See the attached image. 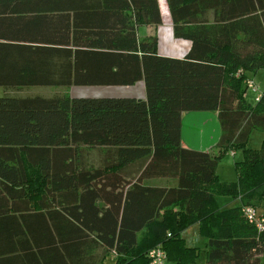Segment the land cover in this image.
<instances>
[{"label": "trees", "instance_id": "1", "mask_svg": "<svg viewBox=\"0 0 264 264\" xmlns=\"http://www.w3.org/2000/svg\"><path fill=\"white\" fill-rule=\"evenodd\" d=\"M164 1L173 38L189 43L181 58L137 37L160 24L157 0H0V87L144 90L0 96V264H149L157 245L196 264L179 237L192 225L204 264H264V236L240 213L264 200V90L250 109L243 89L245 73L264 69V0ZM191 112L215 113L216 155L181 145ZM252 130L259 149L243 150L234 184L220 182L219 154L244 149ZM85 150L101 152L97 167Z\"/></svg>", "mask_w": 264, "mask_h": 264}, {"label": "rangeland", "instance_id": "2", "mask_svg": "<svg viewBox=\"0 0 264 264\" xmlns=\"http://www.w3.org/2000/svg\"><path fill=\"white\" fill-rule=\"evenodd\" d=\"M161 8L162 15H166V5L164 0H158ZM245 76L252 80L258 89L257 91L261 93L264 90V69L257 70L256 72H247ZM71 88V89H70ZM70 88H61V87H31L28 88L29 90H19V91H9L5 93L0 92V96L3 94L8 95H15V96H42V97H49L53 95H69V96H98V95H118L120 93H116V91L110 90L109 88H100V87H70ZM244 89V88H243ZM255 93H251L248 90H244V105L250 109H254L255 102H254ZM192 114V113H188ZM187 128L186 132H183L187 136L186 142L190 144V146L197 148L199 146V142L197 137L195 136V129L198 126L197 121L187 119L185 121ZM214 130L210 129V133L213 134V142L215 144L217 137V131L219 129L218 123L213 122ZM217 134V136H216ZM262 134L256 130H252L248 136L247 143L244 149H236L232 151H224L219 154L217 159L216 168H215V175L220 182L223 183H232L234 184L236 180L235 170H234V163L240 162L243 159V150H258L262 141ZM213 146V145H212ZM189 149V148H187ZM193 150V149H190ZM213 149H211L212 151ZM214 154L216 155V149H214ZM200 151V150H195ZM231 152L234 155H231ZM101 159V152L97 150H85L83 153V160L86 165L97 167L100 163ZM159 181V180H157ZM153 182V184H163V182ZM171 184V183H168ZM37 196V195H36ZM36 196H34L36 198ZM218 207L221 210L225 209H232L239 206V202L237 200H231L229 198H218L216 199ZM258 212L264 214V200L260 202L258 207H255ZM185 246L197 248V260L196 264H204L205 256H204V240L199 238L196 231V225L189 226L185 230L180 233L179 236ZM254 258V257H253ZM113 257L109 255L103 261V264H113ZM164 264H174L173 262L169 261V259H165Z\"/></svg>", "mask_w": 264, "mask_h": 264}, {"label": "crops", "instance_id": "3", "mask_svg": "<svg viewBox=\"0 0 264 264\" xmlns=\"http://www.w3.org/2000/svg\"><path fill=\"white\" fill-rule=\"evenodd\" d=\"M157 2L159 6V13L161 19L160 24H158L157 26H148V25L140 26L137 29V33H136L137 37L143 38V37L155 35L157 39V54L159 56L170 57V58H181L188 50L189 43L183 40L173 38L171 33V23L168 13L166 12V15L163 16L162 15L163 13H161L162 11L160 8L159 1L157 0ZM0 58H2V55H0ZM28 88L31 87H22V88L0 87V92L5 93L9 91H19L26 89L29 90ZM100 88H109L110 90L116 91V93H120L118 95H111V96L108 95L105 97H130L136 99H144V90H143L142 82H137L132 86H126V87H100ZM103 96L104 95L88 96V97H103ZM191 113L192 114H188V113L182 114L180 119L181 145L185 148H189L193 150L210 151L211 146L214 144L213 142L214 136L213 134L210 133V129L214 130L213 122H216L215 113L213 112H191ZM187 119L197 121L198 123V126L195 129V136L197 137V140L199 142V146H197V148L190 146V144L186 142L187 136L185 134L183 135V132L184 133L186 132L187 125L185 121ZM217 134L219 135V129L217 131ZM214 151L215 150L213 149L212 153H214ZM157 182H163V184H155L156 186H165V187L174 186V182L172 181L159 180ZM2 264H7V263L3 262ZM17 264H23V263H17Z\"/></svg>", "mask_w": 264, "mask_h": 264}, {"label": "built area", "instance_id": "4", "mask_svg": "<svg viewBox=\"0 0 264 264\" xmlns=\"http://www.w3.org/2000/svg\"><path fill=\"white\" fill-rule=\"evenodd\" d=\"M244 90H248L251 93H255L254 102H257L259 99L260 93L257 91V87L250 79H245L243 81ZM231 155L233 153L231 152ZM240 213L243 219L247 222V224L251 225L257 234H261L264 236V214L258 212L255 207L251 206H242L240 207ZM146 258L149 264H164L166 259L165 253L162 250L160 245L150 249L146 253Z\"/></svg>", "mask_w": 264, "mask_h": 264}]
</instances>
